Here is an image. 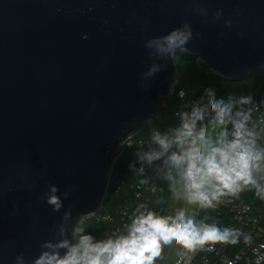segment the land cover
<instances>
[{"label": "water", "instance_id": "1", "mask_svg": "<svg viewBox=\"0 0 264 264\" xmlns=\"http://www.w3.org/2000/svg\"><path fill=\"white\" fill-rule=\"evenodd\" d=\"M185 26L187 50L161 54L153 42ZM181 53L232 83L258 75L264 0H0V264L75 242L117 150L160 113Z\"/></svg>", "mask_w": 264, "mask_h": 264}, {"label": "clouds", "instance_id": "2", "mask_svg": "<svg viewBox=\"0 0 264 264\" xmlns=\"http://www.w3.org/2000/svg\"><path fill=\"white\" fill-rule=\"evenodd\" d=\"M191 38V29L185 26L153 43L161 54L174 56L177 49L187 50L185 45ZM155 71L150 68L144 75L148 77ZM205 93L206 104H194L190 112L184 113L173 134L154 132L151 140L155 147L138 154V159L151 165L164 158L168 168L165 178L171 187L179 186L178 194L189 205L214 208L222 198L238 197L244 190L254 191L264 200V147L258 145L257 133L249 128L251 109H243V105L251 104V97L225 100L217 98L210 88ZM206 113H211V119L204 124ZM50 191L47 203L59 210L57 189L51 187ZM136 213L126 234L96 240L82 227L76 228L74 243L61 240L55 246L66 249L63 255L45 251L35 264H155L163 246L173 242L187 253L208 244L237 243L238 230L197 223L183 209L175 216L158 215L152 210L141 212L139 207Z\"/></svg>", "mask_w": 264, "mask_h": 264}, {"label": "built area", "instance_id": "3", "mask_svg": "<svg viewBox=\"0 0 264 264\" xmlns=\"http://www.w3.org/2000/svg\"><path fill=\"white\" fill-rule=\"evenodd\" d=\"M180 84V79H175L170 94L179 100H186V91L180 88ZM228 97L239 99L240 97H251V95L240 92L239 94H229ZM198 103L206 104L207 99L201 98L194 101L187 110H178L175 113L176 123L168 129L166 134H173L174 130L181 125L183 114L190 112L193 105ZM243 109L245 111L251 109L249 128L255 131L257 137L263 141L264 107L251 102V104L243 105ZM210 119L211 113H206L203 123ZM229 131H231L230 125ZM156 132L161 133L160 131ZM134 137L135 134H132L122 143L118 149V156L123 153L126 147H132L135 144ZM137 143L141 148L146 146L144 140ZM261 147H264V144ZM159 160L164 162V158ZM113 164L107 177L106 193L99 211L84 218L87 219V223L95 224L98 240L126 234L131 219L138 214L136 213L138 207L141 212L152 210L162 216H175L178 211L183 209L186 216L194 217L197 223L216 224L221 229L238 230L237 243L208 244L195 252L187 253L173 242L170 246H163L162 256L156 260L155 264H178V262L179 264H264V201L256 202L238 200L236 197H224L222 202L214 208H200L187 204L182 195L177 198L179 186L172 188L169 199L164 201L158 186L135 180H130L129 183L127 181L129 176L125 174L124 185L119 184L115 189V204L108 205L105 199L112 180ZM126 186L129 189L127 192H123ZM119 200L123 201L119 203ZM175 253V260L172 261Z\"/></svg>", "mask_w": 264, "mask_h": 264}, {"label": "trees", "instance_id": "4", "mask_svg": "<svg viewBox=\"0 0 264 264\" xmlns=\"http://www.w3.org/2000/svg\"><path fill=\"white\" fill-rule=\"evenodd\" d=\"M178 72L180 76V88L184 89L187 94L186 100H179L176 96L169 98L158 114L157 118L151 121L142 131L135 134V144L132 147H126L123 153L118 156L113 164V173L110 187L106 196V203L108 205L115 204L116 195L115 189L119 184L124 185V175L128 174L130 180H135L142 183H152L158 186L161 192V198L165 201L168 200L172 188L171 182L166 179L168 168L162 160H156L151 165L142 164L138 159V154L148 151L150 148L155 147L152 144V134L160 131L166 134L168 129L176 123L175 113L178 110H187L190 104L194 101L206 97L205 90L212 89L217 98L228 99L229 94H239L246 92L251 95V101L260 104L264 107V68L262 71L241 83H232L222 79L211 72L200 60L195 59L193 56L181 53L176 58ZM263 141L258 137V145L264 144V125L262 127ZM144 140L146 146L141 148L138 141ZM133 166V167H130ZM143 168V172L140 169ZM129 189L125 187V191ZM238 200L262 202L256 197L254 191L244 190L238 197ZM123 200H119V203ZM91 223V222H88ZM90 234L94 239L98 240L97 228L95 224L90 229Z\"/></svg>", "mask_w": 264, "mask_h": 264}, {"label": "rangeland", "instance_id": "5", "mask_svg": "<svg viewBox=\"0 0 264 264\" xmlns=\"http://www.w3.org/2000/svg\"><path fill=\"white\" fill-rule=\"evenodd\" d=\"M179 78H180V76H178L177 79H179ZM171 97H172L171 94H169V95L167 96L166 101H167L169 98H171ZM166 101H165V102H166ZM204 124H207V122L204 123ZM136 133H137V132H136ZM136 133H134V134H136ZM117 156H118V150H117ZM178 193H179V188H178V190H177V198H178V196H179ZM84 218H85V217H84ZM84 218H82V219L80 220V222H79L77 228H81V227H82V228L85 230V232H87V233L90 234V229L92 228V226L94 225V223H93V222H91V223H87V222H86L87 219H84ZM175 256H176V253L173 255L172 261L175 260Z\"/></svg>", "mask_w": 264, "mask_h": 264}]
</instances>
